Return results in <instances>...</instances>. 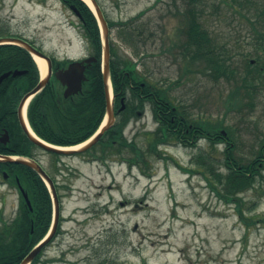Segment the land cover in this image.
Returning a JSON list of instances; mask_svg holds the SVG:
<instances>
[{
    "label": "rangeland",
    "instance_id": "rangeland-1",
    "mask_svg": "<svg viewBox=\"0 0 264 264\" xmlns=\"http://www.w3.org/2000/svg\"><path fill=\"white\" fill-rule=\"evenodd\" d=\"M99 3L108 21L115 24L110 40L120 55L136 64V71L152 86L169 90V97L194 119H225L235 131L240 152L251 156L252 145L264 138V88L256 96L254 109L226 111L235 82H215L200 63L192 65L181 55L178 10L184 1ZM255 15L253 7L243 11L233 0H208L202 15L204 27L240 71L244 55L254 50ZM134 19V27L143 30V36L129 45L121 39L127 33L121 23ZM0 28L28 39L50 57L80 59L88 54L80 21L63 0H0ZM252 59L254 54L248 56ZM155 130L148 110L128 125L124 136L149 151L147 137ZM209 147L204 141L196 150L160 147L161 156L149 157L150 169L143 170L146 175L141 166L129 167L114 159L118 156L103 163L94 161L91 154L57 156L36 146L34 158L56 183L64 220L61 234L46 247L39 264H264V222L246 227L235 203L221 199L201 174L179 167L194 168L193 155ZM101 149L97 147L95 153L101 155ZM218 149L223 159L224 145ZM262 173L254 188L239 198L246 215L264 219ZM19 205L18 189L0 175L4 218L13 219Z\"/></svg>",
    "mask_w": 264,
    "mask_h": 264
},
{
    "label": "trees",
    "instance_id": "trees-1",
    "mask_svg": "<svg viewBox=\"0 0 264 264\" xmlns=\"http://www.w3.org/2000/svg\"><path fill=\"white\" fill-rule=\"evenodd\" d=\"M67 1L80 13V28L83 29L84 37L98 62L87 71L88 80L83 83V89L77 95L65 98L53 82L46 86L30 102L28 120L35 134L42 140L56 146L73 147L89 140L100 128L106 115L107 96L101 70L103 43L98 21L84 1ZM183 1L185 5L182 10H178L181 16V40L178 46L182 57L192 65L200 63L207 76L215 82H235L236 87L226 100L228 113L243 110L244 106L254 109L256 96L264 88V0H260V4L255 0H233L243 11L249 12L251 7L257 11V20L252 26L251 45L254 50L244 55L243 71L232 66L231 58L223 53L210 31L204 27L202 15L208 0ZM136 21L134 19L131 23H121V26H124L121 29L127 32L124 36L121 34V39L129 45L135 42V38L143 36V30L133 25ZM107 22L109 26L115 25L108 20ZM10 36L12 35L8 29L0 28V38ZM253 54L255 59L248 60V56ZM110 55L113 87L115 93L119 94L117 103L120 97H124L127 108L116 112V124L105 133L97 146L75 155L91 154L94 161L103 163H107L113 156H118L114 159L122 160L129 164V167L141 166V171L148 175V172L143 170L147 167L150 169L149 157L161 156L158 149L172 141L176 128L182 129L184 133L188 125H193L198 130L196 133L207 139L210 147L200 149L193 155L194 168L180 166L182 170L201 174L221 199L226 203H235L239 219L246 227L264 222V219L258 216L246 215L242 209V198H239L240 194L253 189L259 178H263L264 138L258 144L252 145V154L247 156L246 153L240 152L235 131L233 127L226 125L225 119H194L186 108L181 104L177 105L169 97V90L152 86V91L145 76L136 72V64L120 55L115 45H111ZM14 70L26 71V74L15 78L10 76L0 85V132L7 130L11 138L8 144L0 142V155L34 158L33 149L36 146L20 125L18 108L23 97L40 82V71L33 56L25 48L14 44L0 45V76ZM127 72H130L131 78L126 75ZM131 83L134 86L145 83V87L132 88ZM151 91L150 98L157 101L153 102L156 118L163 112L165 115L157 132L151 136L148 134L147 138L151 141L149 151H145L136 142L125 138L124 131L133 112L128 107V100L136 101L137 93L147 94ZM171 119L174 122H171ZM184 145L198 149L193 142H185ZM219 145H224L223 159L218 157ZM99 146L102 147L101 155L95 153ZM124 151H127V155H124ZM5 174L8 175V183L11 186L17 187V179L19 180L33 208L32 211L29 209L20 194L19 211L13 219L6 220L0 211V264H21L48 234L54 205L46 183L31 168L14 162H0V175L4 178ZM41 257L42 255H39L31 264H39Z\"/></svg>",
    "mask_w": 264,
    "mask_h": 264
},
{
    "label": "water",
    "instance_id": "water-1",
    "mask_svg": "<svg viewBox=\"0 0 264 264\" xmlns=\"http://www.w3.org/2000/svg\"><path fill=\"white\" fill-rule=\"evenodd\" d=\"M84 1V0H83ZM85 2V1H84ZM94 10L90 7V9L94 12L102 33L103 38V78L105 82V88H106V96H107V111H106V124L105 126L101 127L99 131L86 143L82 144L81 148L78 149H64L62 147H58L55 145H51L49 143H46L45 141L38 138L35 134L31 133L29 130L25 119H24V107L27 104L28 101L33 99L39 92H41L49 83L52 78V62L51 59L45 54V52L39 50L34 45L30 44L29 42L20 39V38H0V45L1 44H14L21 46L25 48L33 57H39L43 60H45L47 64V75L45 78H42L39 82V84L29 93H27L24 98L22 99L18 114L20 123L25 130V132L28 135V138L30 141L35 144L36 146L42 148L43 150L58 154V155H64V156H72L77 153L86 152L90 149H92L94 146H96L101 139L103 138L106 131H108L115 123V114H114V98H111L110 94V88H109V60H110V45H109V35L110 30L108 23L105 19V16L103 14V11L98 3V0H90ZM86 3V2H85ZM73 10L76 12V14L79 15V12L73 8ZM95 60V59H94ZM92 62L91 60H86V63ZM83 63H73L70 65V67L66 71H59L56 74L57 79L66 87V90L64 92L65 97H68L72 94L79 93L82 90L83 81H85V67L82 65ZM26 73V71H9L5 74H3L0 77V84L8 79L11 75L13 77L22 76ZM0 162L3 163H17L21 164L23 166L29 167L39 176L43 179V181L48 186V189L52 195V200L54 203V219L53 224L51 226L50 232L48 235L44 238L42 242H40L29 254L28 256L21 262V264H31L35 258L42 252L43 248H45L54 238L59 225V219H60V201L58 197V193L55 187V183L49 176V174L46 172L44 167L39 163L38 161L30 158L25 157H8V156H0ZM7 178V177H6ZM20 191L30 208V210H33L31 202L29 200L28 195L25 193L24 189L19 185Z\"/></svg>",
    "mask_w": 264,
    "mask_h": 264
},
{
    "label": "flooded vegetation",
    "instance_id": "flooded-vegetation-1",
    "mask_svg": "<svg viewBox=\"0 0 264 264\" xmlns=\"http://www.w3.org/2000/svg\"><path fill=\"white\" fill-rule=\"evenodd\" d=\"M65 2H66L65 4L70 9L73 7L71 3L67 2V0ZM77 18L81 21V19L79 17H77ZM50 59H51V62H52L51 83L53 82L57 86V88L62 91L64 97H65L64 92L66 90V87L57 79V77H56L57 72L66 71L70 67V65L73 64V63H83L82 65H83V67H85V76L87 78V71L89 70V68L92 67L93 65H95L98 62V58L96 57V55L93 54V52L90 49V47H88V54L86 56H84L83 58H80V59H72V58H66V57L58 58V57H55V56L54 57L51 56ZM86 60H91L92 62L86 63ZM110 61H111V59H110ZM109 74H110V81H111V84H112V90H113V96H114V109H115V112H120L121 110L124 111L127 108L126 100L124 99V97H120L119 101L117 103V99H118L119 94L115 93V90H114V87H113V73H112V69H111V65L110 64H109ZM126 75L130 76V78H131L130 72H127ZM87 80H88V78H87ZM122 80L124 82V78H122ZM13 82H16V81H13ZM131 87L132 88H136L137 87V88L141 89V88L145 87V83H140V85H137V86H134L133 83H131ZM149 87L153 91L154 88L152 87V85L150 83H149ZM152 91L150 93H147V94H143L142 92L137 93L138 97L136 98V101L128 100V102H129L128 107L133 110L132 116H131V119H130L128 125L132 121H134V119H138L139 117L141 118V115L144 116L145 113L148 110H150V112L152 113L153 119H154V121L156 123V130L154 132H157V130L161 126L162 120H164L163 117H164L165 113L164 112L161 113L159 115V117L156 118L154 110H153V102H157V101L150 98L152 96L151 95ZM71 96H74V95L72 94V95H70L68 97H65V98H69ZM18 119H19V114H18ZM19 122H20V119H19ZM116 122H117V117H116L115 124H116ZM171 122H174V120L171 119ZM20 125H21V123H20ZM128 125L126 126V128L128 127ZM196 129L197 128L193 127V125H188L187 129L183 133L182 129L176 128L175 132L172 135V141L168 144V146L179 145V147H186L184 145L185 142H189L190 144L193 142L195 144V147L198 148L199 147V143L201 141L202 142L204 141V142H206V143H208L210 145V143L207 141V139L201 138L200 135L196 133V132H198V130H196ZM153 133H151V134H153ZM151 134H149V136H151ZM10 139L11 138H10L9 132L7 130L3 129L0 132V142H2L3 144H8L10 142ZM8 179H9V177L7 176L6 180H8ZM63 221L64 220H63L62 216H60L58 232H57L55 238H57L61 234L60 229H61V224H62Z\"/></svg>",
    "mask_w": 264,
    "mask_h": 264
},
{
    "label": "bare ground",
    "instance_id": "bare-ground-1",
    "mask_svg": "<svg viewBox=\"0 0 264 264\" xmlns=\"http://www.w3.org/2000/svg\"><path fill=\"white\" fill-rule=\"evenodd\" d=\"M93 10H94V8H93V6H92V4H91V2H90V0H84ZM35 62L37 63V66H38V68H39V70H40V72H41V75H42V77L43 78H45L46 77V75H47V64H46V62H45V60H43V59H41V58H39V57H35ZM29 102V101H28ZM28 102H27V104H28ZM27 104L25 105V107H24V119H25V122H26V124H27V126L29 125L28 124V120H27V114H26V109H27ZM105 124H106V121L104 122V125L103 126H105ZM29 130L31 131V133H32V130L30 129V127H29ZM82 146H84V145H80V146H77V147H73V148H64V149H78V148H81Z\"/></svg>",
    "mask_w": 264,
    "mask_h": 264
}]
</instances>
